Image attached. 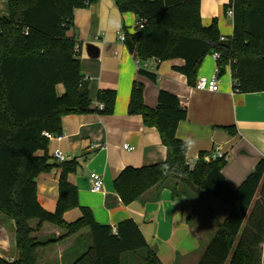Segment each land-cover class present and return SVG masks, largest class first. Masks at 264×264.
<instances>
[{
	"label": "trees",
	"instance_id": "trees-1",
	"mask_svg": "<svg viewBox=\"0 0 264 264\" xmlns=\"http://www.w3.org/2000/svg\"><path fill=\"white\" fill-rule=\"evenodd\" d=\"M6 1L8 15L0 18V212L13 219L18 256L9 260L0 255V264H39L38 248L83 230L92 242L73 264H122L126 253L143 258L145 264H162L134 220L122 219L114 231L110 224L97 222L91 208L79 205L78 189L68 180L77 168L76 158L60 164L55 209H45L37 199V176L56 166L47 154L50 139L44 132L62 135L63 115L114 110L116 92L110 89L98 94L104 108L93 106L81 73L78 41L67 34L75 8L96 0ZM115 3L121 12H134L143 21L132 32L126 29L123 41L130 52L137 49L140 60L183 59V65L174 67L194 86L204 57L218 51L220 72L230 64L240 91H264V0H229L224 6L225 13L233 9L234 32L229 41L220 40L216 19L209 26L202 24L201 0ZM139 73L157 80V74L145 68H139ZM59 84L64 86L62 93ZM129 113L140 114L146 126L157 128L168 154L164 161L121 170L114 188L123 203L138 200L168 179L182 181L187 190L206 192L229 207L222 222L215 220L216 230L196 264H262L264 157L234 189L222 173L226 159L206 161L202 152L194 166L187 163L184 140L176 135L187 110L174 93L160 90L157 106L149 107L143 100V86L135 83ZM225 129L236 132L234 126ZM38 150L44 153L39 155ZM176 184L172 187L175 197L180 194ZM74 207L81 208V217L65 221L63 214ZM44 223L59 228L61 234L34 235Z\"/></svg>",
	"mask_w": 264,
	"mask_h": 264
},
{
	"label": "crops",
	"instance_id": "crops-1",
	"mask_svg": "<svg viewBox=\"0 0 264 264\" xmlns=\"http://www.w3.org/2000/svg\"><path fill=\"white\" fill-rule=\"evenodd\" d=\"M228 2L201 0L200 14L204 26L216 19L220 34L232 37L233 15L225 13L224 9ZM1 15H8L6 0H0ZM110 18L118 21L117 28L109 24ZM138 20L134 12H121L115 0H96L75 8L73 27L67 34L78 41L81 73L87 80L92 104H96L99 92L105 89L114 90L116 100L111 114L63 115V134L51 139L47 148L50 161L56 166L37 176V199L47 210L53 211L56 207L60 164L64 161L55 158L53 153L59 148L65 154V161L78 160L68 180L78 189L79 205L91 208L97 222L115 228L119 221L130 218L137 223L149 246L157 251L162 264H196L202 253L199 251L201 244L210 241L216 230L215 220L222 222L229 207L228 210L223 208L206 192L196 194L188 189L173 196L176 179L149 188L141 198L129 204L123 203L114 188V179L125 166L141 167L161 162L168 154L157 128L146 126L140 114L129 113L133 85L143 86V100L149 107L157 106L160 90L172 92L179 98L181 106L187 110V117L180 121L176 135L194 142L186 159L195 164L202 152L206 155L220 149L227 154L222 173L234 189L264 157V91H240L235 86L230 65L219 74V91L210 92L196 89L188 83L185 74L175 69L174 66L184 64L183 59L160 61L152 57L139 63L137 49L130 52L119 38L120 32L126 29L134 31ZM216 66L217 60L212 53L207 54L197 77L211 76ZM141 67L156 73L157 80L139 73ZM57 88L59 93L64 91L62 84ZM228 126H234L236 132L229 133L225 129ZM43 153V150L37 151L39 155ZM93 171L103 177L100 193L90 189ZM81 215V208L74 207L65 211L63 218L73 222ZM31 225L35 226L36 222ZM86 231L80 232L85 233L82 236L78 233L38 248L39 264H70L74 256L92 242ZM14 234L13 219L0 212V255L9 260L18 256ZM59 234L61 230L50 223H44L34 232L38 237ZM124 255L122 264H134L136 254Z\"/></svg>",
	"mask_w": 264,
	"mask_h": 264
},
{
	"label": "built area",
	"instance_id": "built-area-1",
	"mask_svg": "<svg viewBox=\"0 0 264 264\" xmlns=\"http://www.w3.org/2000/svg\"><path fill=\"white\" fill-rule=\"evenodd\" d=\"M227 13H229L230 15H233V9L232 8L228 9ZM142 25H143V21L142 20H138L137 21V26L141 27ZM119 38H120V40L122 42L124 41V38H125V32L124 31L120 32ZM230 39H231V37H228V36H225V35H221L220 36V40L221 41H229ZM78 50H79V45L77 44L76 51L78 52ZM212 55L217 60L220 57V52L215 51L214 53H212ZM138 61H139V63H141L143 60L138 59ZM232 71H233V69H232ZM219 74H220V69H219V66L217 65L215 70H214V72H213V74L211 76H205V75L199 76L197 78V82L194 85V87L196 89H198V90H207V91H210V92L219 91V88H220V86H219ZM233 80L235 82V86H237V81L234 78H233ZM94 106L96 108H98V109H103L104 108V103L98 100ZM44 134L50 140L53 139L54 137H57V136L52 135L49 132H44ZM125 147L129 148L128 145H125ZM53 156L55 158L61 160V161H65L66 160L64 152L61 149H59V148H56L54 150ZM217 158L227 159V154L222 152L219 149V150H216L215 152H211L209 154L204 155V159L206 161L215 160ZM187 163L191 167L194 166L193 162L190 161V160H187ZM90 189H91L92 192H95V193H100V192L103 191V177L98 172L93 171V172L90 173ZM113 229L115 231L116 227L115 228L113 227Z\"/></svg>",
	"mask_w": 264,
	"mask_h": 264
},
{
	"label": "rangeland",
	"instance_id": "rangeland-1",
	"mask_svg": "<svg viewBox=\"0 0 264 264\" xmlns=\"http://www.w3.org/2000/svg\"><path fill=\"white\" fill-rule=\"evenodd\" d=\"M3 16L1 15L0 16V18H2ZM177 184H178V187H177V189H178V191H181V192H185V191H187V189H186V187L184 186V184L182 183V181H177ZM181 188V189H180ZM210 196V198H212V200H215V202H217V204H220L221 206H223V208H226L227 210H228V206L226 205V204H224V203H222L221 201H219L217 198H215L214 196H212V195H209ZM218 221V220H217ZM211 235H213V234H211ZM210 238H211V236H210ZM210 240V239H209ZM206 242V241H205ZM205 242H203L202 244H201V246H200V249H199V251H200V253L202 252V250L204 249V247L206 246V244L208 243H205ZM85 250H86V247L83 249V250H81L76 256H74V258H73V260H72V262L70 263V264H73L74 262H75V260L83 253V252H85ZM78 251V250H77ZM76 251V252H77ZM124 258H125V255H124ZM136 259L134 260V264H145V262H144V259L143 258H141V257H135Z\"/></svg>",
	"mask_w": 264,
	"mask_h": 264
},
{
	"label": "clouds",
	"instance_id": "clouds-1",
	"mask_svg": "<svg viewBox=\"0 0 264 264\" xmlns=\"http://www.w3.org/2000/svg\"><path fill=\"white\" fill-rule=\"evenodd\" d=\"M109 24L113 27V28H117L118 27V21L115 18H110L109 20ZM264 143V142H262ZM194 142L191 139H186L184 141V149L187 151H190L193 147ZM262 154H264V152H262Z\"/></svg>",
	"mask_w": 264,
	"mask_h": 264
},
{
	"label": "bare ground",
	"instance_id": "bare-ground-1",
	"mask_svg": "<svg viewBox=\"0 0 264 264\" xmlns=\"http://www.w3.org/2000/svg\"><path fill=\"white\" fill-rule=\"evenodd\" d=\"M6 240V239H5ZM0 243H1V241H0Z\"/></svg>",
	"mask_w": 264,
	"mask_h": 264
}]
</instances>
